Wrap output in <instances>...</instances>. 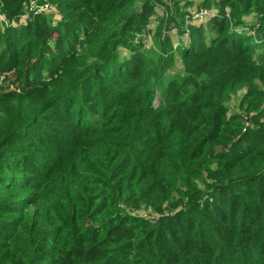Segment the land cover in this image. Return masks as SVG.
Listing matches in <instances>:
<instances>
[{"label":"trees","instance_id":"16d2710c","mask_svg":"<svg viewBox=\"0 0 264 264\" xmlns=\"http://www.w3.org/2000/svg\"><path fill=\"white\" fill-rule=\"evenodd\" d=\"M29 1L0 0V18L20 22ZM48 1L57 23L0 27V70L17 82L0 83V264H264V53L239 33L264 0H221L209 49L200 34L181 55L197 86L183 98L180 74L165 85L171 57L155 76L121 45L162 0ZM184 184L191 197L167 216ZM144 207L157 219L134 216Z\"/></svg>","mask_w":264,"mask_h":264},{"label":"rangeland","instance_id":"374dc122","mask_svg":"<svg viewBox=\"0 0 264 264\" xmlns=\"http://www.w3.org/2000/svg\"><path fill=\"white\" fill-rule=\"evenodd\" d=\"M180 1V8H178L174 2H170L169 0H162V3L157 5L154 3V5L150 8L149 15L145 17L143 22L134 23L133 34L131 37L128 36V39H125L123 42H121V45H123L122 49L127 51L129 47L131 49H135V47L139 48V51H141L148 58V71L155 73V76L161 75L167 69L163 59L160 57L162 55L171 57L169 60L171 59L174 62V66L172 68L173 72H171V74L166 77L165 85H168L170 83L169 80L172 77H175L176 74H180L178 76L180 81L178 86L181 84H183V86L180 87L178 96L183 98L184 93H193L197 90V86L193 82H189L187 79L190 72L180 68L181 55L185 50L188 49L190 42L196 41L198 39L200 40V34L203 44L205 43V49L208 50L212 44L211 34L208 32H201L207 31V23L211 19H214L215 17H222V15L218 11L221 0H189V6L187 5L188 2H182V0ZM155 2L158 1L155 0ZM203 3L210 4L211 9L202 8L201 4ZM42 5L43 0H30L25 6L23 12L19 15L21 19L20 22H7L6 20L0 18L1 30H4L5 32L6 29H18L28 26L36 16L40 15H45L47 19L50 17H52V19H60V13L56 6H54L55 10L50 9L46 12V10H39ZM186 5L187 7H185ZM204 11L208 12V16L206 18L200 15ZM242 12H244V5L241 2L236 4L232 9L226 7V17H228L231 21L233 19L232 16H234L236 19L241 18L243 15ZM183 13H185L184 17H182ZM263 17L264 14L252 13L251 15L243 18L244 25L239 29V33H247L248 39H251L250 48L254 53V59H256V57H262V54L264 53V27L260 22ZM171 22H173L174 28L168 32ZM122 49L118 48V54L121 53ZM83 51L86 54L96 56L101 53V48L99 45L91 47L83 45L81 48V53ZM165 51L168 52L166 53ZM123 53H125V51H122V54ZM197 67L199 70H201L199 65H197ZM85 68L86 67H83L79 70L80 73L77 77L84 73ZM0 83L6 89H13L17 87V82L15 81L14 76L7 72H2L1 70ZM163 89H165V87ZM161 95L163 96V92L158 91L154 102L156 105L160 104L162 100ZM244 95L245 91H242L238 95L234 96L228 105V108L233 112H239L240 110H238L237 107L238 104L242 102ZM230 115L233 116V114ZM194 170L195 175L202 174L198 172L199 168ZM192 180L193 178L189 180V183H191ZM199 188H201V185H199ZM187 192L188 186L186 184L181 185L178 187L177 191L172 194L173 199L166 201L164 207L166 209L167 216L175 217L182 212V209L178 206L181 202L188 201L191 197L189 196L191 192ZM210 196L211 194L207 195L203 202L210 200ZM154 202H156L155 199H151V203ZM213 203H215L214 200ZM153 212L154 211L151 207L147 208V210L146 207H144V210L134 212V216L153 222L154 219H157V216ZM198 216L200 217L199 214Z\"/></svg>","mask_w":264,"mask_h":264},{"label":"built area","instance_id":"2783aa9c","mask_svg":"<svg viewBox=\"0 0 264 264\" xmlns=\"http://www.w3.org/2000/svg\"><path fill=\"white\" fill-rule=\"evenodd\" d=\"M50 9L55 10L54 5H52L48 0H43V5L41 6V8L39 10L40 11L46 10V12H47ZM200 15L203 16L204 18H206L208 16V12L204 11Z\"/></svg>","mask_w":264,"mask_h":264},{"label":"crops","instance_id":"0c3cea01","mask_svg":"<svg viewBox=\"0 0 264 264\" xmlns=\"http://www.w3.org/2000/svg\"><path fill=\"white\" fill-rule=\"evenodd\" d=\"M60 19L59 18H56L54 19V22L57 23V21H59Z\"/></svg>","mask_w":264,"mask_h":264}]
</instances>
